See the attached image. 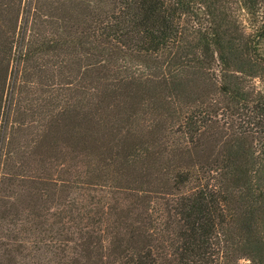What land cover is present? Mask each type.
<instances>
[{
  "label": "trees",
  "instance_id": "1",
  "mask_svg": "<svg viewBox=\"0 0 264 264\" xmlns=\"http://www.w3.org/2000/svg\"><path fill=\"white\" fill-rule=\"evenodd\" d=\"M0 264H264V0H0Z\"/></svg>",
  "mask_w": 264,
  "mask_h": 264
},
{
  "label": "rangeland",
  "instance_id": "2",
  "mask_svg": "<svg viewBox=\"0 0 264 264\" xmlns=\"http://www.w3.org/2000/svg\"><path fill=\"white\" fill-rule=\"evenodd\" d=\"M26 2L28 3V2H29V0H26ZM12 80H13V78H12Z\"/></svg>",
  "mask_w": 264,
  "mask_h": 264
}]
</instances>
